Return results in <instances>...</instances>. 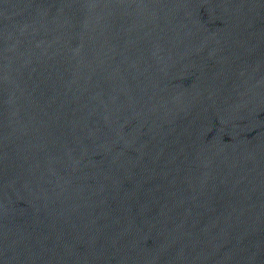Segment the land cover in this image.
Segmentation results:
<instances>
[{
	"label": "water",
	"instance_id": "95a60500",
	"mask_svg": "<svg viewBox=\"0 0 264 264\" xmlns=\"http://www.w3.org/2000/svg\"><path fill=\"white\" fill-rule=\"evenodd\" d=\"M0 264H264V0H0Z\"/></svg>",
	"mask_w": 264,
	"mask_h": 264
}]
</instances>
